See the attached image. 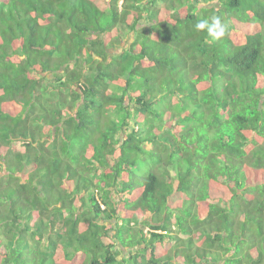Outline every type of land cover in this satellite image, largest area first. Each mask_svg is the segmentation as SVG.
<instances>
[{"label": "trees", "instance_id": "1", "mask_svg": "<svg viewBox=\"0 0 264 264\" xmlns=\"http://www.w3.org/2000/svg\"><path fill=\"white\" fill-rule=\"evenodd\" d=\"M119 1L0 0V264H264V0Z\"/></svg>", "mask_w": 264, "mask_h": 264}, {"label": "clouds", "instance_id": "2", "mask_svg": "<svg viewBox=\"0 0 264 264\" xmlns=\"http://www.w3.org/2000/svg\"><path fill=\"white\" fill-rule=\"evenodd\" d=\"M212 3H214V2H212ZM121 4H122V0L119 1V6ZM195 27L197 30H203V29L207 28L209 34L215 38L223 36L224 32H225V25L222 24L221 19L219 17L214 18V22L210 26L208 25L207 20H201L195 25ZM110 50H116L117 51L118 49H110Z\"/></svg>", "mask_w": 264, "mask_h": 264}, {"label": "rangeland", "instance_id": "3", "mask_svg": "<svg viewBox=\"0 0 264 264\" xmlns=\"http://www.w3.org/2000/svg\"><path fill=\"white\" fill-rule=\"evenodd\" d=\"M120 46L119 47H125V45H124V43L123 44H119ZM117 51H119V49L117 50ZM116 52V50H110V54H113V53H115Z\"/></svg>", "mask_w": 264, "mask_h": 264}]
</instances>
